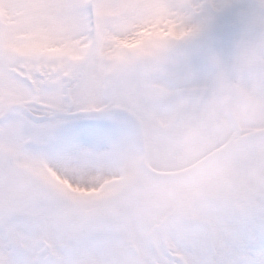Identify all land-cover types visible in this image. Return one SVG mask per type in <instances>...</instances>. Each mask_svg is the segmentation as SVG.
Instances as JSON below:
<instances>
[{"label":"rangeland","instance_id":"rangeland-1","mask_svg":"<svg viewBox=\"0 0 264 264\" xmlns=\"http://www.w3.org/2000/svg\"><path fill=\"white\" fill-rule=\"evenodd\" d=\"M245 14L263 19L264 0H0V114L12 104L36 111L34 103L47 116L106 110L116 105L115 74L179 47L205 46ZM96 123L79 116L33 125L14 113L0 126L7 209L0 264L264 258V200L256 214L254 202L227 205L198 187L184 197L198 215L166 220L176 201L131 192L141 152L129 130ZM204 190L216 192L212 184Z\"/></svg>","mask_w":264,"mask_h":264},{"label":"flooded vegetation","instance_id":"flooded-vegetation-1","mask_svg":"<svg viewBox=\"0 0 264 264\" xmlns=\"http://www.w3.org/2000/svg\"><path fill=\"white\" fill-rule=\"evenodd\" d=\"M263 27L264 18L254 20L245 14L237 25L205 46L179 47L156 59L134 63L132 68L114 75L111 82L115 90L111 94L116 104L112 107L122 108L136 119L122 117L124 121L112 124L106 116H89L104 129L117 128L123 133L129 130L141 152V172L130 178L131 192L140 197L159 192L176 201L166 220L198 215L184 205L185 195L198 187L203 188V196L211 193L225 199L227 205L246 209L247 203L254 202L255 213L260 212L264 200V136L222 151L245 136L264 132V57L255 71L227 82L235 93L220 86L219 64L228 34L236 31L246 35ZM154 91L165 95L178 92L179 104L158 106L147 102L146 95ZM145 150L149 170L164 176L182 174L206 158L219 155L183 179L168 182L145 172ZM227 177L232 179L233 189L225 187L218 192ZM4 182L0 153V218L7 210H3ZM209 184L215 186V193L204 190Z\"/></svg>","mask_w":264,"mask_h":264},{"label":"water","instance_id":"water-1","mask_svg":"<svg viewBox=\"0 0 264 264\" xmlns=\"http://www.w3.org/2000/svg\"><path fill=\"white\" fill-rule=\"evenodd\" d=\"M264 57V27L258 29L254 32L249 34L243 35L240 32H231L228 34L225 47L223 50L222 58L219 64V82L220 86L223 90H226L228 93H235L232 89L228 87L227 82L229 80H238L246 75L250 74L251 72L255 71L260 66V60ZM179 100V93H175L174 95H165L162 92H149L146 96V101L155 105H178ZM36 108H40L39 105H35ZM12 113H20L26 118H28L33 124H40L43 122H48L53 120L57 117L63 118H75L79 116H99L100 114L97 112H78L73 114H64V115H53L47 117L45 115H34L32 114L25 105L23 104H13L6 107L2 114L0 115V125L5 122V120L12 114ZM102 116L107 115H120L126 117L130 120L136 119L131 113L124 109L120 108H111L101 114ZM264 136V132L245 136L240 140L236 141L224 151H229L238 145L242 144L243 142L254 140L258 137ZM219 154L210 156L205 160L201 161L188 171L176 175V176H164L158 175L151 172L147 166V154L146 150L144 152V164H145V172L157 179V180H164V181H177L181 180L184 177L190 175L194 171L198 170L204 165L209 164L212 162ZM233 183L230 177L225 178L222 180L218 187V192H221L223 188L233 189L230 185Z\"/></svg>","mask_w":264,"mask_h":264},{"label":"snow or ice","instance_id":"snow-or-ice-1","mask_svg":"<svg viewBox=\"0 0 264 264\" xmlns=\"http://www.w3.org/2000/svg\"><path fill=\"white\" fill-rule=\"evenodd\" d=\"M260 249L262 252H264V239L260 241ZM242 264H264V258L259 261L242 262Z\"/></svg>","mask_w":264,"mask_h":264}]
</instances>
